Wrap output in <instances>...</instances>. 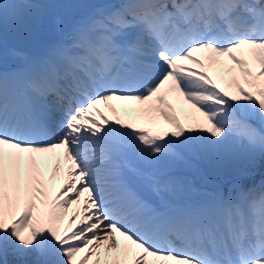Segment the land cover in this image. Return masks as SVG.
I'll list each match as a JSON object with an SVG mask.
<instances>
[{"label": "snow or ice", "instance_id": "obj_1", "mask_svg": "<svg viewBox=\"0 0 264 264\" xmlns=\"http://www.w3.org/2000/svg\"><path fill=\"white\" fill-rule=\"evenodd\" d=\"M58 7L0 0V34ZM83 7L0 47V264H264V0Z\"/></svg>", "mask_w": 264, "mask_h": 264}, {"label": "rangeland", "instance_id": "obj_2", "mask_svg": "<svg viewBox=\"0 0 264 264\" xmlns=\"http://www.w3.org/2000/svg\"><path fill=\"white\" fill-rule=\"evenodd\" d=\"M47 2L62 5V7L49 9L48 16L45 18V21L43 22V24H41V25H44L46 27H49V28L45 29L47 36L52 35V33L56 36V33L54 32L53 27H52V17L54 15H61L65 19H68V18L78 14L79 12L83 11L84 10L83 6H85L89 3L97 2V0H47ZM20 35H24L23 32H13L11 29H9V31L7 33L0 34V40H2V45H0V47H2L6 53V55L4 57L5 61L9 62L10 59L13 57V54H15V53L11 52L10 48L7 45L9 40L17 42L20 46L26 48V50H29L30 48H33V47L38 48V41H29V40L24 41V42L18 41L16 39V36L19 37ZM47 40H41L40 42H47ZM16 55H17L18 59L19 58L21 59L20 61L23 60V52H20L19 54H16ZM114 104H116V103H114ZM116 105L119 108L120 103H117ZM110 116H111V113H110ZM185 174L189 175L190 178L193 179L195 185L198 188L207 189L208 191H214L215 190V188L205 187V185H203L196 178H194V176L191 173H185ZM219 178H221V177H219ZM221 179L228 181L227 177H224ZM9 257L12 260V257L11 256H9Z\"/></svg>", "mask_w": 264, "mask_h": 264}, {"label": "bare ground", "instance_id": "obj_3", "mask_svg": "<svg viewBox=\"0 0 264 264\" xmlns=\"http://www.w3.org/2000/svg\"><path fill=\"white\" fill-rule=\"evenodd\" d=\"M35 53H36V51H34V50H27V52L25 53V57H26V59L27 58H30V57H32V56H34L35 55ZM24 64V62L23 63H21L20 65H23ZM20 65H18V66H20ZM113 103H120L121 104V102H118V101H113ZM108 115H110V113H108ZM62 182V178L60 179V180H57L56 181V183H57V186H59V184ZM80 200H81V202H83V196H81L80 197ZM76 207V205L75 204H73L70 208H69V212H71L72 211V209H74Z\"/></svg>", "mask_w": 264, "mask_h": 264}, {"label": "trees", "instance_id": "obj_4", "mask_svg": "<svg viewBox=\"0 0 264 264\" xmlns=\"http://www.w3.org/2000/svg\"><path fill=\"white\" fill-rule=\"evenodd\" d=\"M257 168H259V170H261V169L264 168V165H260V166H258ZM196 176H197V175H196ZM198 177H199V176H198ZM211 178H212L211 181H212L215 185H219L220 183H222V181L219 179V177L216 176L215 174H214V176L211 177Z\"/></svg>", "mask_w": 264, "mask_h": 264}]
</instances>
